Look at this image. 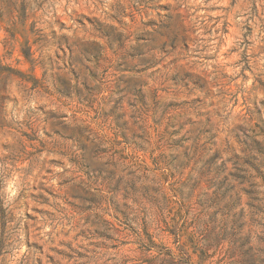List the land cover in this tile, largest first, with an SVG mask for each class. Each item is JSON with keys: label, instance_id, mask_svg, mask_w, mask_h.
<instances>
[{"label": "rangeland", "instance_id": "rangeland-1", "mask_svg": "<svg viewBox=\"0 0 264 264\" xmlns=\"http://www.w3.org/2000/svg\"><path fill=\"white\" fill-rule=\"evenodd\" d=\"M0 264H264V0H0Z\"/></svg>", "mask_w": 264, "mask_h": 264}]
</instances>
